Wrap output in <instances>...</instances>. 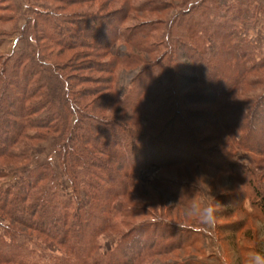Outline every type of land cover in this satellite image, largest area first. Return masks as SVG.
<instances>
[{
	"label": "trees",
	"instance_id": "trees-1",
	"mask_svg": "<svg viewBox=\"0 0 264 264\" xmlns=\"http://www.w3.org/2000/svg\"><path fill=\"white\" fill-rule=\"evenodd\" d=\"M95 1L28 0L23 8L0 0V35L20 32L25 46L0 54V178L7 170L18 175L17 183L0 184V264H136L146 253L195 247L201 227L162 216L120 236H145L135 253L119 254L120 243L104 253L99 238L122 224L114 220L116 200L125 218L147 211L128 200L139 186L160 188L185 207L196 204L194 183L157 176L146 184L145 168L202 164L224 171L238 148L264 153V54L239 28L247 0H126L129 6L110 13L104 4L99 12L67 11ZM131 11L166 15L141 21ZM212 41L219 48L209 55ZM50 46L57 57L43 48ZM135 68L122 93L120 72ZM88 69L105 75L81 73ZM190 80L204 95L188 89ZM89 82L95 85L80 87ZM51 139L61 170L51 161L32 167L34 148ZM248 172L232 170L230 177ZM62 179L72 188L69 198L60 193ZM242 196L234 210L246 211ZM253 196L247 215L264 221V193L255 187Z\"/></svg>",
	"mask_w": 264,
	"mask_h": 264
},
{
	"label": "rangeland",
	"instance_id": "rangeland-1",
	"mask_svg": "<svg viewBox=\"0 0 264 264\" xmlns=\"http://www.w3.org/2000/svg\"><path fill=\"white\" fill-rule=\"evenodd\" d=\"M105 0L88 2L80 7H72L67 11H93L99 12L100 6H106L105 13L129 6L126 0H110L106 4ZM167 2L179 3L182 0H166ZM246 1V0H245ZM248 10L245 11L243 21L240 24V34L246 37L255 47L258 54H264V0H247ZM17 7H27L28 0H12ZM47 3H51L48 1ZM247 8L246 5L244 6ZM22 15V14H21ZM166 14L157 13H138L131 11V16L138 20H149L158 17H165ZM129 24L136 21L130 19ZM25 22V14L21 17L20 25ZM0 23V29L5 27ZM251 44V45H252ZM24 39L20 32L13 34L0 35V54L9 55L15 50L24 49ZM46 53L55 57L56 48L43 47ZM219 45L212 41L207 47L209 55L216 52ZM52 49H56L53 50ZM114 52L123 54L125 47L121 44H115ZM54 53V54H53ZM71 53H67L70 56ZM63 59L59 57V60ZM104 57L102 61H107ZM60 60V63L64 62ZM140 68L124 69L118 77V88L123 93L130 86L131 81L138 73ZM190 78L194 74L187 69L184 70ZM82 74L101 77V73H93L89 69L82 71ZM189 88L193 94L204 95L206 90L201 84L189 81ZM95 85L93 82L81 84L80 87ZM249 93H256L257 90L248 89ZM103 93H106L105 91ZM208 93V92H207ZM192 109H204L200 106H191ZM211 132L204 133L205 135ZM34 161L31 164L34 167L45 161H51L59 170L60 151L55 146L53 139L40 142L33 151ZM247 168L246 176L241 180L230 177L232 170H241ZM0 171L3 169L0 168ZM4 176L0 178V184L4 187L18 182V175L9 170L4 171ZM161 176L163 178H174L189 180L199 189V194L195 198L196 204L193 207H185L175 202L169 194L160 188L149 186H139L128 200L131 204L137 200L141 207L147 211L140 216L124 217L122 213V203L120 200L114 202V220L121 221L120 228L115 231H108L99 238L101 249L104 253L116 250L118 244H121L119 254L127 251L134 252L135 248L143 247L145 236L140 232L136 239L128 238L120 242V236L126 233L132 226L143 221L151 220L154 216H162L167 220L175 222L178 225H190L196 223L201 227V239L195 247L182 248L171 251L167 254H143L136 264H183L193 260L200 264H259L260 257H264V221L255 219L247 214H251V200H254V188H259L264 193V153H254L243 148H238L232 155L231 161L227 165V170L220 171L215 167H208L202 164H196L192 167L178 166L168 170L158 171L155 166L145 168L141 173V179L146 184L153 178ZM251 181V182H250ZM86 188H83L82 194L85 196ZM60 193L65 197L72 196L70 183L62 179L60 181ZM235 194L237 197H230ZM244 199V209L246 211L234 210L236 204H240ZM241 195V196H239ZM142 202V203H141ZM211 210V211H210ZM214 211V216L211 212ZM199 212V216H193L192 213ZM254 212V211H253ZM1 218V216H0ZM197 260V261H196ZM141 261V262H140Z\"/></svg>",
	"mask_w": 264,
	"mask_h": 264
},
{
	"label": "clouds",
	"instance_id": "clouds-1",
	"mask_svg": "<svg viewBox=\"0 0 264 264\" xmlns=\"http://www.w3.org/2000/svg\"><path fill=\"white\" fill-rule=\"evenodd\" d=\"M211 214L214 216V211H212ZM192 215L193 216H199V212H194V213H192ZM178 226L183 227V225H178ZM258 261H259V264H264V257H260V259Z\"/></svg>",
	"mask_w": 264,
	"mask_h": 264
},
{
	"label": "crops",
	"instance_id": "crops-1",
	"mask_svg": "<svg viewBox=\"0 0 264 264\" xmlns=\"http://www.w3.org/2000/svg\"><path fill=\"white\" fill-rule=\"evenodd\" d=\"M197 261V260H196Z\"/></svg>",
	"mask_w": 264,
	"mask_h": 264
}]
</instances>
